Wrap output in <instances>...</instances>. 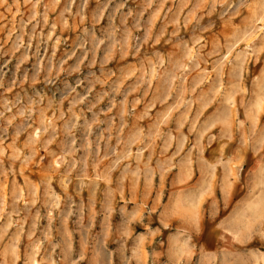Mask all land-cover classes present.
I'll use <instances>...</instances> for the list:
<instances>
[{
	"label": "rangeland",
	"instance_id": "obj_1",
	"mask_svg": "<svg viewBox=\"0 0 264 264\" xmlns=\"http://www.w3.org/2000/svg\"><path fill=\"white\" fill-rule=\"evenodd\" d=\"M0 264H264V0H0Z\"/></svg>",
	"mask_w": 264,
	"mask_h": 264
}]
</instances>
